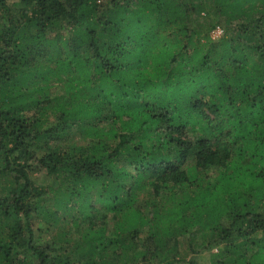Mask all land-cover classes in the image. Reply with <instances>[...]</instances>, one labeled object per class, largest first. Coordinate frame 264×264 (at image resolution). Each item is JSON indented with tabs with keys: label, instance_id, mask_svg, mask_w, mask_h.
I'll list each match as a JSON object with an SVG mask.
<instances>
[{
	"label": "clouds",
	"instance_id": "obj_1",
	"mask_svg": "<svg viewBox=\"0 0 264 264\" xmlns=\"http://www.w3.org/2000/svg\"><path fill=\"white\" fill-rule=\"evenodd\" d=\"M0 264H264V0H0Z\"/></svg>",
	"mask_w": 264,
	"mask_h": 264
}]
</instances>
